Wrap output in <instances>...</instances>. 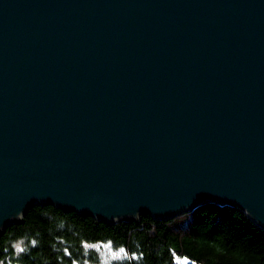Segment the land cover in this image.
Instances as JSON below:
<instances>
[{
    "label": "water",
    "instance_id": "water-1",
    "mask_svg": "<svg viewBox=\"0 0 264 264\" xmlns=\"http://www.w3.org/2000/svg\"><path fill=\"white\" fill-rule=\"evenodd\" d=\"M205 205L264 230V0H0V237Z\"/></svg>",
    "mask_w": 264,
    "mask_h": 264
},
{
    "label": "trees",
    "instance_id": "trees-1",
    "mask_svg": "<svg viewBox=\"0 0 264 264\" xmlns=\"http://www.w3.org/2000/svg\"><path fill=\"white\" fill-rule=\"evenodd\" d=\"M103 244L124 253L109 264H264V230L242 210L218 205L114 224L35 206L0 237V264H100Z\"/></svg>",
    "mask_w": 264,
    "mask_h": 264
},
{
    "label": "rangeland",
    "instance_id": "rangeland-1",
    "mask_svg": "<svg viewBox=\"0 0 264 264\" xmlns=\"http://www.w3.org/2000/svg\"><path fill=\"white\" fill-rule=\"evenodd\" d=\"M99 253L100 264H109L113 261H119L124 258L121 250L112 249L109 245L103 244L96 247Z\"/></svg>",
    "mask_w": 264,
    "mask_h": 264
}]
</instances>
